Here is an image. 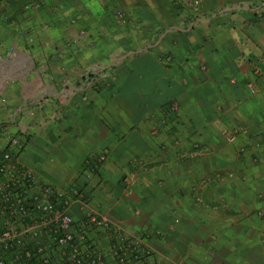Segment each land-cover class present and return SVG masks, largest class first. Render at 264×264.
<instances>
[{"label":"crops","instance_id":"0c3cea01","mask_svg":"<svg viewBox=\"0 0 264 264\" xmlns=\"http://www.w3.org/2000/svg\"><path fill=\"white\" fill-rule=\"evenodd\" d=\"M0 121L153 259L264 264V0H0Z\"/></svg>","mask_w":264,"mask_h":264},{"label":"built area","instance_id":"2783aa9c","mask_svg":"<svg viewBox=\"0 0 264 264\" xmlns=\"http://www.w3.org/2000/svg\"><path fill=\"white\" fill-rule=\"evenodd\" d=\"M25 149V137L0 121V264H164L143 237L112 226L80 192L40 178L21 161Z\"/></svg>","mask_w":264,"mask_h":264}]
</instances>
